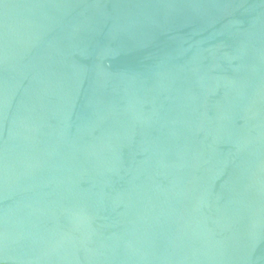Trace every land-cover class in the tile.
Listing matches in <instances>:
<instances>
[{"label":"water","instance_id":"1","mask_svg":"<svg viewBox=\"0 0 264 264\" xmlns=\"http://www.w3.org/2000/svg\"><path fill=\"white\" fill-rule=\"evenodd\" d=\"M0 264H264V0H0Z\"/></svg>","mask_w":264,"mask_h":264}]
</instances>
